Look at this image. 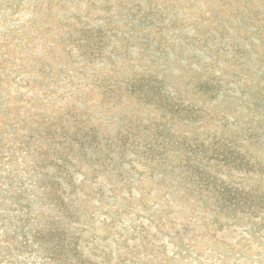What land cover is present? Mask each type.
I'll list each match as a JSON object with an SVG mask.
<instances>
[{"label": "rangeland", "instance_id": "rangeland-1", "mask_svg": "<svg viewBox=\"0 0 264 264\" xmlns=\"http://www.w3.org/2000/svg\"><path fill=\"white\" fill-rule=\"evenodd\" d=\"M0 264H264V0H0Z\"/></svg>", "mask_w": 264, "mask_h": 264}]
</instances>
